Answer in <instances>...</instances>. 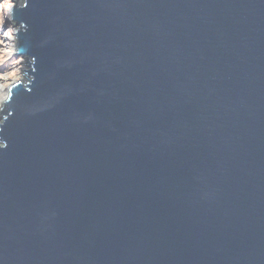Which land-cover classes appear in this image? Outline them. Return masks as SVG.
Here are the masks:
<instances>
[{"label":"water","instance_id":"95a60500","mask_svg":"<svg viewBox=\"0 0 264 264\" xmlns=\"http://www.w3.org/2000/svg\"><path fill=\"white\" fill-rule=\"evenodd\" d=\"M0 264H264V0H15Z\"/></svg>","mask_w":264,"mask_h":264},{"label":"rangeland","instance_id":"374dc122","mask_svg":"<svg viewBox=\"0 0 264 264\" xmlns=\"http://www.w3.org/2000/svg\"><path fill=\"white\" fill-rule=\"evenodd\" d=\"M10 4L15 6L17 3L15 0H3L0 4V85L3 83L2 86L7 85L9 89L19 82L27 81L25 69L28 68L25 64L26 57L16 54L18 50L16 33L19 27L13 23L14 6L10 7ZM3 104L0 99V110ZM2 121L0 115V123Z\"/></svg>","mask_w":264,"mask_h":264},{"label":"bare ground","instance_id":"6f19581e","mask_svg":"<svg viewBox=\"0 0 264 264\" xmlns=\"http://www.w3.org/2000/svg\"><path fill=\"white\" fill-rule=\"evenodd\" d=\"M3 83H1L0 85V99H1V103L5 102L6 100V97L9 93V86L5 85V86H2Z\"/></svg>","mask_w":264,"mask_h":264},{"label":"snow or ice","instance_id":"6c2138e0","mask_svg":"<svg viewBox=\"0 0 264 264\" xmlns=\"http://www.w3.org/2000/svg\"><path fill=\"white\" fill-rule=\"evenodd\" d=\"M2 3H3V0H0V4H2ZM9 6L12 7V6H14V5H11V4H10Z\"/></svg>","mask_w":264,"mask_h":264}]
</instances>
